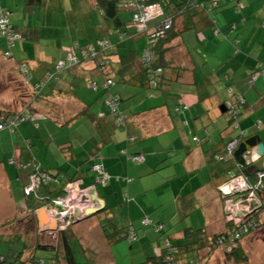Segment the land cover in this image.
<instances>
[{
  "label": "crops",
  "instance_id": "1",
  "mask_svg": "<svg viewBox=\"0 0 264 264\" xmlns=\"http://www.w3.org/2000/svg\"><path fill=\"white\" fill-rule=\"evenodd\" d=\"M29 1L0 0V5L11 11V21L23 36L11 57L4 54L7 42L0 38V56L8 67H3V76L9 77L11 67H16L33 96L27 106L18 104L14 108L10 104L0 111L36 115L13 130H0V177L5 176L7 182L16 177L22 188L28 181V171L11 165L8 158L14 156L21 162L36 158L43 168L61 178V185L73 181L91 186L107 205L104 217L112 219L118 228L135 226L139 235L131 248L125 243L111 246L99 220L95 249L104 257L101 264H141L154 256L152 244L161 245V241L154 231L140 227L145 215L166 223L169 232H175L174 237H182L185 228H205L210 234L224 230L220 188L228 176L216 175L213 156L219 142L238 134L219 118L228 89L242 92L247 99L241 128L260 135L264 143V75L251 81L256 64L264 61V0H243L245 8L240 12L235 2L212 9L208 0H198L205 3L200 10L178 14L175 25L182 33L167 53L169 66L160 89L142 83L140 54L146 46V35L137 31L130 11L122 13L127 21L121 27L123 38L114 32L111 37L115 45L104 52L110 57V67L101 71L95 60L82 53L83 44L106 37V28L114 26L106 23L94 0H69L73 11L90 16L73 32L70 25L74 19L59 26L52 22L54 3L61 7L60 3L68 0ZM102 23L105 29L100 27ZM233 23L238 30L226 37ZM217 27L222 32L215 33ZM234 37L241 39L237 47L231 41ZM76 43L85 59L61 71L43 88L37 87ZM23 62L30 77L20 69ZM106 77L115 81L110 88L105 86ZM91 81L98 87L89 85ZM223 84L228 89L227 95L221 96L218 87ZM109 93L120 96V109L127 116L125 125L116 124L106 102ZM179 97L189 104L183 114L174 110ZM257 120L262 121L261 128L255 125ZM196 136L203 140L195 141ZM140 153L145 155V162L130 159L131 154ZM95 164L110 175L108 186L95 185ZM198 209L199 222L194 223L192 217ZM260 220L264 231V208ZM253 241L248 236L244 243Z\"/></svg>",
  "mask_w": 264,
  "mask_h": 264
},
{
  "label": "trees",
  "instance_id": "2",
  "mask_svg": "<svg viewBox=\"0 0 264 264\" xmlns=\"http://www.w3.org/2000/svg\"><path fill=\"white\" fill-rule=\"evenodd\" d=\"M235 2L237 11H242L243 8H245V4L243 0H219V2L214 5L213 0H208L209 7L212 9L220 7L224 2ZM43 0H30L29 3H42ZM135 2L137 3L136 7L138 5H153V4H160L163 13L159 16L154 17L153 19L146 22L145 27L142 29H137L139 33H144L146 35V46L144 47L142 53L140 54V63L142 65V83L145 86H148L152 89H160L163 78L165 75V70L169 66V61L167 59V53L171 50H173L174 41L181 35L182 30L176 29L175 21L178 14H185L190 13L194 14L196 11L200 10L202 5H204V2H200L198 0H131L128 3ZM240 4L243 5V7H240ZM2 8L10 11L8 8L3 7ZM94 6L97 9V11H100L101 15L103 16L106 23L112 24L114 28H106L107 35L103 38H97L96 40L83 44V47L86 48L90 45L95 46V52L94 55H87L89 58H92L97 62L98 69L106 71L110 67L111 60L108 54H104L106 50H108L110 47L115 45V41L112 39V34L114 32H117L121 39L123 38V33L121 27L127 24L126 19H123L122 13L125 11H130L132 14V23L137 26V23L135 21V14L136 11L134 8L129 7L126 5V0H94ZM205 7V6H204ZM208 7V8H209ZM264 8V6H263ZM166 9L169 11V13L166 11ZM125 10V11H124ZM11 13V11H10ZM171 20V25L169 28L164 29V31L161 32V30L158 29L159 25L164 24L165 21ZM10 23L13 26V29L19 34L20 38L18 40H15L13 42L14 46L10 47V43L6 36H0V38H3L7 42V48L4 51L5 52L10 47V53L11 56H13V49L17 45L18 42H20L23 38L20 32H18L14 26V24L11 21V15H10ZM111 25V26H112ZM264 25V24H263ZM109 26V27H111ZM102 29H105V24L102 23L100 26ZM238 30L237 24L233 23L228 27V32H226V37L230 36V32H236ZM160 32V34H159ZM222 30L220 28H215V33H220ZM155 33V36L153 34ZM119 39L118 41L120 42ZM232 43L237 47L236 44L241 43V39L238 37H234L232 40ZM100 44V45H99ZM73 45H77L73 44ZM72 45V46H73ZM12 46V45H11ZM104 46V47H102ZM149 50L152 51L154 54V61L150 62L149 64L144 63V53ZM7 56V57H11ZM86 57V56H85ZM85 57H81L80 62L82 59H85ZM26 63V62H23ZM27 65V63H26ZM256 71H254L251 75L252 76L260 72L264 69V61L258 62ZM161 69V71L155 76L156 84H153L151 82V78L153 76V70ZM65 70V69H64ZM263 76V75H261ZM47 77V76H46ZM46 77L39 81V83L44 82V86L47 85L50 81L47 82ZM109 79H111L114 84L115 81L111 77H106L107 82ZM252 81V80H251ZM106 84V83H105ZM89 85H93V87H98V84L95 81H91ZM111 85L107 88H110ZM117 95V94H116ZM120 97V96H119ZM121 99V98H120ZM244 100V101H242ZM224 105L226 111L223 112L221 109V113L227 117V122L229 127H231L234 131H237V135L233 137L231 140L226 142H219L215 150L216 153H214L213 161H214V168L216 171L217 176L226 175L228 176L227 182L230 180V176L232 174L235 175H245L249 181L252 184H258L261 179L256 175V172H250L247 171V165L244 164L241 160L235 157V153L229 154L228 153V147L230 144H232L234 141H240L244 142L249 137L253 136V134H249L247 130H244L241 128L240 122H241V116L243 111L246 108L247 105V99L242 94V92H237L232 90V88L228 89V97L226 101L222 104ZM184 106H187V108H183ZM182 109V111H180ZM189 109V104L182 101V98L179 97L177 100V103L174 107L175 113L177 114H183ZM28 114V113H27ZM11 116V117H10ZM15 116H18L19 118H22L20 114H8L5 112L0 111V123H5L4 118H13ZM25 116V113H24ZM115 119V118H114ZM186 124H188V121H185ZM255 125L258 128L262 127V121L257 120ZM9 129V128H5ZM208 136V135H207ZM203 140L200 139L198 136L195 137V141L201 142ZM143 156L142 161L133 160V156ZM130 159L133 162L136 163H142L145 162V155L144 154H131ZM8 162L11 165L16 166L19 170L28 171V181L27 183L22 187V197H23V203L26 205V211L29 212L30 215V222L29 224L34 227V231H37V234L39 236H36L37 238L34 240V242H30V239L27 237V232L23 231V229L15 228V231L18 234H16L15 238L19 239L20 241H23L22 246L19 250H16L14 252H10L8 254L0 253V264H84L80 261L79 255L77 253V250L74 248L73 242L69 238V232H72V227L78 223L81 220L88 219L90 216H84L81 219H72L69 223V226H65L64 228L60 226L57 230L58 237L56 242H47L43 240L44 233H41V231L38 228L35 212L41 207H52L54 205V201L62 198L65 194V187L67 184L71 182H67L63 185H61V178H59L58 175L53 174L49 170L42 167L41 163L38 162L36 158H34L32 161L27 162H21L17 161L14 156H11L8 158ZM238 169V171H237ZM96 172V171H95ZM96 182L95 185H103L108 186L110 184L111 178L106 181L105 183L102 182L103 177L100 176L96 172ZM37 175L38 177H44L45 180H39L38 187L31 191L27 192L28 187L32 184V176ZM100 178V181L97 180ZM73 182V181H72ZM95 182V183H96ZM82 187H91V186H82ZM258 191L261 192V198H262V209L264 208V202H263V194H264V186L262 188L258 187ZM125 198H127V193L125 190ZM233 198H237V196H232ZM125 199V200H126ZM227 197L223 200H226ZM260 209V210H262ZM107 211V205H105V208L100 213L94 214V215H100L104 214ZM260 213L258 210L255 212V214L250 215L246 220H243L241 223L237 224L234 221H230L226 227V230H221L219 232H215L213 234L207 233L205 228H199V229H193V228H185L182 232V237H174L173 234L175 232L170 233L168 230V225L162 221L155 220L150 215H145L140 220V227L144 229H150L154 231L156 234H158L159 240L161 241V245L158 244V242H154L152 244L154 256L151 258H148L147 261L141 264H203L201 259H199L201 253L203 251H209L212 253L213 250H215L218 247L223 246L225 248V252L228 251L227 258L228 259H234L236 263H246L248 261V255L245 251V249L242 246V239L246 236L251 235L253 231H258L261 227V220H260ZM107 215V214H106ZM254 215V216H253ZM93 216V215H91ZM105 219L107 220V223L101 224V228L103 230V233L105 235L106 240L111 246H115L119 243H124L123 241H126L125 244L128 245L129 248H131L134 244H136L139 241V235L137 228L133 225H129L127 227L118 228L114 222H112V219L105 216ZM19 220V219H18ZM250 223H252L250 225ZM13 225V223H12ZM115 225V226H114ZM15 226V225H14ZM114 226V227H113ZM16 227V226H15ZM13 231V230H12ZM14 231V232H15ZM92 233V232H91ZM90 233V234H91ZM47 233H45L46 235ZM89 234V237L90 236ZM99 240V239H98ZM98 244V243H97ZM82 250L87 254V250L91 256H88L89 261L92 263L91 260H94L95 264H101L104 261L103 255L99 254L95 246L94 248L88 247V245H85V247H82ZM25 252H29L30 255L25 258ZM196 252V255L193 253ZM194 254L197 256L191 257Z\"/></svg>",
  "mask_w": 264,
  "mask_h": 264
},
{
  "label": "rangeland",
  "instance_id": "3",
  "mask_svg": "<svg viewBox=\"0 0 264 264\" xmlns=\"http://www.w3.org/2000/svg\"><path fill=\"white\" fill-rule=\"evenodd\" d=\"M54 2L55 1H53L52 3ZM70 3L71 2L69 0L67 2L62 1L60 3L61 7L57 6L56 3H54L55 5L54 10H53L54 20L52 22L54 23V21H56L57 22L56 26H59L61 23L69 20V18L71 19V21L74 19L75 23H72V25H70L72 27V32H73L77 26L80 27V25L83 22H88V20H90V16L83 17L82 14L78 13L77 10L73 11ZM127 13L130 14V12H127ZM95 15L100 18V15L97 13V11H95ZM49 41L51 43L53 42V40H49ZM1 42H2V39H0V47H2ZM50 42L48 43V45H52ZM71 42L72 40H69L68 38V43H71ZM4 60L5 59H3L2 56H0V107L7 109V107H9L10 104H11V107H14V108L17 107L18 104L19 106L21 105V108L23 106H27L30 103V100L33 99V96L31 94L32 92H30V90L27 89L24 78L21 74V71L19 70L18 72L16 67L14 68L11 67V73L9 77L3 76V72H2L3 67L6 70H8L7 65L4 64ZM227 89L228 88L224 86L223 84V86L218 87V92L221 94V96L222 94L227 95L226 93ZM8 96L10 97L8 98ZM219 118L224 122L227 121V118L224 115H222ZM248 185H250V183ZM65 190H66V187L64 191ZM249 191L250 190H246L241 193H247ZM257 191L258 190H256V192ZM256 192H255V195L257 196L256 201L257 203H260V201H262L261 192L259 191L257 193ZM233 193L234 192H231L230 195L231 196L234 195ZM21 194H22V188L19 185V180L16 177L14 178V180H11L9 182L6 181L5 176L0 177V253H3V254H8L10 252L19 250L23 244L22 240L20 241L19 239L15 238L16 234L19 235V233L15 231V228H17V230L24 228L25 230L23 231L27 232L26 235L30 239V242H34V240L37 238L36 236H39L37 234V231L33 230L34 227H32L29 224L30 215H29V212L26 211V205L25 203H23L24 201H23V197ZM229 196H224V198L229 197ZM242 198L243 197H240L239 200H241ZM237 199L238 198H234L233 203H230V204L227 203V199L223 200L222 202L223 224L225 226V228L223 229L225 230L230 221L238 220L237 218L239 217H237L236 215L233 216L234 214H237L236 210L238 208V205L240 206L246 205V203L251 202L249 199H245L243 202L241 201L238 204ZM206 201L207 203H209L208 199ZM250 207L255 208L252 214H255L257 210L258 212L263 211L262 206L260 205L257 207L256 203L251 205ZM66 210L67 212L63 213L64 215H66L65 218H67V220H65L66 221L65 226H69V221H70L68 220L69 218H75L76 220L77 218L78 219L82 218V216L80 215L76 217V215L74 214L77 211L74 212V210L71 209L69 206L66 207ZM199 210L200 209H198V211L193 214L192 218L194 220V223L199 222L198 218H199V214H201V211ZM48 213L51 216L50 210H48ZM65 218L59 217V221L60 220L63 221V219ZM246 219L247 218H245V220ZM99 220L101 221V224L107 223V220L105 219L104 215L100 214L98 216H94V217L85 219L83 221H79L72 227L73 231L69 232V235H70L69 238L73 242L74 248L77 250L80 261L83 262L84 264H95L94 260H91L92 263L89 261L88 256H91V255L89 254L88 250H87V254L84 255L85 252L82 250L81 246L85 247V245H88V247L94 248V246L99 242L98 237H97V228L99 227V224H98ZM94 223L96 224L95 226H94ZM262 225L263 223L261 224V227L257 231L259 234H257L256 231H253L251 235H249V240H254L253 242L244 243V241L246 240V237L248 236L242 239V242H243L242 246L248 255V261L242 264H264V231H261L263 230ZM60 226L61 225H58V228L56 230L41 232V233H44V236L42 237L43 240L47 242H56L57 237H58V234L56 233H57V230L61 228ZM89 232H92V233L90 234ZM45 233L47 234L45 235ZM88 234H90L91 236L90 238L85 236ZM123 242L126 243V241H123ZM25 253H26L25 258H27V256L30 255V253L29 252H25ZM193 253L196 255V252H193ZM194 254H191L192 255L191 257L197 258V256H195ZM227 254H228V251L225 252V248L221 246L213 250L212 253H210L209 251H203L199 259H201L203 264H241V263H236L234 259H228Z\"/></svg>",
  "mask_w": 264,
  "mask_h": 264
},
{
  "label": "built area",
  "instance_id": "4",
  "mask_svg": "<svg viewBox=\"0 0 264 264\" xmlns=\"http://www.w3.org/2000/svg\"><path fill=\"white\" fill-rule=\"evenodd\" d=\"M214 1V5H216L219 0H213ZM126 5H128L129 7H132L135 9L136 14L134 16L135 21L137 23V27L139 29H142L145 27L146 22H148L149 20L153 19L156 16H159L163 13L162 8L160 6V4H153V5H148V6H144V5H137V3L135 2H131L128 3L126 2ZM240 7L242 8L243 5L240 4ZM10 11L2 8L0 6V36H6L9 43L12 45H10V47H13L14 44L13 42L15 40H18L20 38L19 34L13 29V26L10 23ZM171 25V20L165 21L164 24L159 25L158 29L162 31H164V29L169 28ZM160 34V32H159ZM153 36H155V33L153 34ZM100 45V44H99ZM9 47V49H10ZM104 47V46H102ZM7 50L5 52L6 56H11V51ZM82 53L87 56V55H95V46L90 45L86 48H84L82 50ZM81 56L78 53V47L76 45L71 46V48L68 50L65 58L59 60L55 66L52 72H49L47 74L46 80L47 82L50 80H53L55 78H58V75L60 74L61 71H63L64 69L70 67L71 65L77 64L80 62ZM154 54L152 51L147 50L144 53V63L149 64L150 62L154 61ZM20 69L22 70L23 74L26 77H30L29 75V71L27 68L26 63H22L20 65ZM161 71V69H157V70H153V76L151 78V82L153 84H156V80H155V76H157V74ZM259 75H264V69L261 72H257L255 73L251 80L254 81L257 79V77ZM44 84V82L39 83L37 85V87H42ZM114 85V82L109 79L105 86L109 87V86ZM93 86V85H92ZM244 101V100H242ZM106 102L107 104L110 106L112 114L114 115L115 118V122L117 125L121 126V125H125L126 121H127V116L121 111L120 109V104H121V99L118 95L109 93L107 98H106ZM184 109L187 108V106L183 107ZM182 111V109L180 110ZM22 116V118H19L18 116H15L13 118H4L5 123L1 122L0 123V130L1 129H5V128H9V129H15L17 127V125L26 120V119H34L36 117L35 114H27L25 113H21L20 114ZM240 145V141H234L232 144L229 145L228 147V153L229 154H233L235 153L237 147H239ZM131 158V157H130ZM133 160H137V161H142L143 160V156L139 155V156H133L132 157ZM259 159V155L257 154L255 148H248L246 150V152L243 154V162L244 164L251 165L252 163L256 162ZM94 171H96L100 176L102 175L103 180L102 182L105 183L106 181H108L110 179V175L107 174L105 172V170L103 169V167L100 164H95L93 166ZM256 175L261 179V181L258 184H252L249 179L245 176V175H235L232 174L230 176V180L228 183H226V185L230 186L231 191L234 192L232 196H237V201L238 204L239 202H243L245 199H249L251 202L246 203V205H238V208L236 210L237 214H234L233 216H237L239 218L235 219L237 221H234L235 223L239 224L241 223L243 220H245V218H248L250 215H252L253 211L255 208H251L250 206L256 203V206H262V201H260V203H257L256 199L257 196L255 195L256 190H259V188H262L264 186V171H258L256 172ZM246 179V180H245ZM39 180H45L44 177H38L37 175L32 176V184L30 187H28L27 192H31L33 190H35L38 187V182ZM100 181V178L98 179ZM250 185H248L249 183ZM246 190H250L247 193H241L244 192ZM94 191V189L92 187H82L80 182H71L69 184H67L66 186V190H65V194L62 198H59L57 200L54 201V205L52 207H46L48 210H50L51 216L53 219L57 220V222H59L58 224L61 225L62 227H64L66 225V221L67 218L66 215H64V212H67L66 207H70L71 209L74 210V212H76L74 215H76V217L78 215L80 216H84L85 211L89 208H93L98 206V202L95 199V194L92 192ZM258 192V191H257ZM256 192V193H257ZM231 195L229 197H227V203H233L234 198ZM240 197H243L241 200ZM254 202V203H253ZM255 206V205H254ZM258 209V208H257ZM66 210V211H65ZM59 217L60 218H65L59 221ZM71 219H75V218H69L68 220L71 221ZM78 219V218H77ZM69 221V223H70ZM61 223V224H60ZM252 223H250L251 225Z\"/></svg>",
  "mask_w": 264,
  "mask_h": 264
},
{
  "label": "water",
  "instance_id": "5",
  "mask_svg": "<svg viewBox=\"0 0 264 264\" xmlns=\"http://www.w3.org/2000/svg\"><path fill=\"white\" fill-rule=\"evenodd\" d=\"M221 109L223 112L226 111L224 105L221 106ZM248 148H255L257 154L259 155V159L248 166L246 170L250 172L264 171V143L262 142L261 136L256 134L249 137L244 142H241L238 149L235 151V157L243 162L242 155ZM220 191L224 196H229L232 192L230 186L228 185H224L223 187H221ZM94 197L98 202V206L87 209L84 216H91L104 210V200L100 199L97 195H95ZM35 216L37 218L38 225L41 231H51L58 228L59 224L57 220L53 219L49 215L47 208H39L38 210H36Z\"/></svg>",
  "mask_w": 264,
  "mask_h": 264
}]
</instances>
